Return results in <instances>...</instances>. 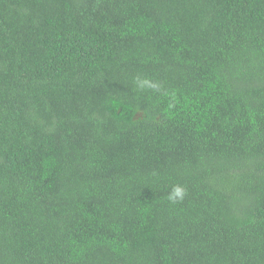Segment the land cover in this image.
<instances>
[{
    "label": "trees",
    "instance_id": "1",
    "mask_svg": "<svg viewBox=\"0 0 264 264\" xmlns=\"http://www.w3.org/2000/svg\"><path fill=\"white\" fill-rule=\"evenodd\" d=\"M0 264H264V0H0Z\"/></svg>",
    "mask_w": 264,
    "mask_h": 264
}]
</instances>
